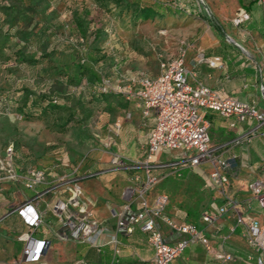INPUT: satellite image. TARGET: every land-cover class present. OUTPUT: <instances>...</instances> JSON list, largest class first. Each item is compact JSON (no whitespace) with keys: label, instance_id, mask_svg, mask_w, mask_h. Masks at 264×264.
<instances>
[{"label":"crops","instance_id":"crops-1","mask_svg":"<svg viewBox=\"0 0 264 264\" xmlns=\"http://www.w3.org/2000/svg\"><path fill=\"white\" fill-rule=\"evenodd\" d=\"M152 1L170 5L165 0ZM216 1L182 0V41L173 48L169 46L166 51L172 53L173 58L182 50L184 63L196 73V81L209 86L221 97L246 102L264 113V74L259 70L260 66L264 70V6L256 0H232L231 11L242 7L249 13L247 20L235 25L226 16L228 13L223 9V1ZM204 3L210 8V13L202 12ZM225 34L238 46L229 42ZM119 36L120 39L116 37L106 42L111 54L110 63L100 65L107 78L115 84H126L140 74L155 77L161 73L160 62L170 57L156 53L152 47L147 46V42L143 45L135 42L134 45L132 40L128 42L122 35ZM199 54L215 61L217 65L211 66L205 60L198 62ZM189 79L193 81L192 78ZM136 87L133 84V88ZM89 90L87 89L88 93ZM102 104V107L100 105L95 110L94 120L70 124L66 130L68 133L70 126L79 125L84 132L95 129L98 131L96 140L100 146L90 148L87 153L72 150L70 154L60 153L56 158L44 156L40 161L35 160L33 165L30 153L27 156L16 153L13 166L17 172L24 174L30 168L40 167L45 171V181L29 189L21 181L0 180V262H11L22 257L24 241L19 236L29 231L34 238L49 242L41 264H151L154 251L147 241V234L137 227L130 234L119 231L118 216L112 214V210L122 212L123 205L127 202L124 190L143 181L144 171L142 168L112 166L111 154L105 144L109 142L113 152L139 161L143 157V147L154 125V118L142 116L141 109L134 101H126L120 95L109 97ZM201 114L209 122L210 145L217 155L234 161L227 169L230 182L226 193L245 203L246 216L258 218L264 224V211L251 198L247 187L258 176L259 164L264 158V123L254 119L237 121L234 116L223 117L210 110H202ZM114 122L120 123L117 131L112 130ZM45 127L46 124L43 128L48 131ZM70 134L68 133L69 136ZM245 134L249 136L247 140L237 143L236 139ZM69 143L74 144L73 141ZM178 161L175 158L170 162H163L161 164L165 166L157 167L153 172L161 176L167 175L169 172L164 171L165 168L173 167L172 164ZM199 169L200 167H186L181 171V177L186 176L188 170L201 173L205 171L204 183L197 177V182H193L194 187L188 190L190 199L188 198L187 204H182L180 195L174 197L176 184L173 183L174 187L170 183L172 186L162 191H148L146 199L152 202L157 194H167L165 211L172 220L195 223L215 249L231 252L239 258L236 262L224 264H245L250 255L251 262L255 263V255L241 236V226H237L235 233L223 240L228 228L235 224L234 217H224L213 225L201 222V213L216 210L224 199L207 180L209 166H203L204 171ZM74 178L81 185L82 200L90 206L94 219L104 228L97 246L58 237L62 224L51 206L57 199L68 198L70 183L67 181ZM24 202L31 203L41 215V223L35 229L28 227L15 211ZM135 207L136 204H132V208ZM159 226L171 243L172 238L178 237L162 222H159ZM170 264H219V261L203 244L197 242L186 246Z\"/></svg>","mask_w":264,"mask_h":264},{"label":"built area","instance_id":"built-area-1","mask_svg":"<svg viewBox=\"0 0 264 264\" xmlns=\"http://www.w3.org/2000/svg\"><path fill=\"white\" fill-rule=\"evenodd\" d=\"M256 1L264 6V0ZM248 18V11L241 7L237 10L233 23L239 25ZM197 60L198 62L205 60L211 66L217 65L215 61L204 58L202 54L198 55ZM160 67L161 73L157 76L140 74L126 84H115L107 77L102 78V91L120 94L127 101H134L141 109L142 116L154 118V125L148 134L140 161L125 158L113 152L111 143L105 144V148L109 149L111 154L112 166L142 168L145 174L143 181L124 190L127 202L123 205L122 212L117 213L116 210H112V214L118 216V230L130 234L137 227L147 234V241L154 251L151 264H170L186 246L197 242L203 244L219 264L238 261L239 258L231 252L215 249L203 230L195 223L172 220L165 211L168 204L167 194L156 195L152 202L146 199L145 194L162 178L161 175L154 174V169L165 166L155 164L153 156L159 150L178 149L181 154L177 157L179 161L172 164L173 173L181 176L183 168L209 166L207 180L224 199L216 210L202 212L201 222L213 225L224 217H234L235 224L228 228L223 240L232 236L237 226H241V236L256 259L255 263H252V255H250L245 264H264V224L258 218L246 216L245 203L226 193V187L230 182L227 169L234 164V161L218 156L210 145L209 122L201 111H214L223 117L234 116L237 121L254 119L259 123H264V113L246 102L223 98L209 86L196 81V73L184 63L182 50L178 56L162 60ZM259 70L264 74L261 66ZM133 84L137 87L133 88ZM119 127L120 123L114 122L112 130L117 131ZM248 137L247 134L242 135L236 139V142H243ZM12 153L8 146L5 157H0V180L21 181L29 189L45 181L43 169L30 168L24 174L17 172L12 164ZM258 171V176L251 180L247 187L251 198L255 199L258 207L264 211V158L259 164ZM67 182L70 183L68 198L57 199L51 206L53 213L62 224V231L58 237L97 246L104 228L94 219L90 206L82 200V190L77 179ZM132 204H136V207L132 208ZM15 211L31 229L40 225L41 215L31 203L24 202L17 206ZM159 222L165 224L172 233L177 234V238L171 239L172 243L162 233ZM19 239L24 241L22 257L0 264H41L44 250L49 242L34 238L29 231L20 234Z\"/></svg>","mask_w":264,"mask_h":264},{"label":"trees","instance_id":"trees-1","mask_svg":"<svg viewBox=\"0 0 264 264\" xmlns=\"http://www.w3.org/2000/svg\"><path fill=\"white\" fill-rule=\"evenodd\" d=\"M55 0H0V59L12 58L15 62L28 64L36 68L48 61L43 68L52 82L61 88L50 92L48 87L35 90L23 86L19 90L4 97V106L12 108L24 115H37V119H49L46 127L56 132H66L68 125L81 124L95 118V110L100 104L120 95L101 90L102 78L107 77L103 72V63H110L111 54L106 47L108 28L106 22L95 19L88 20L84 13L78 10L70 11L68 35L58 34L65 24L59 20L57 9L51 3ZM100 10L109 5L118 8L120 13L130 15L133 23L154 22L157 26L169 20L178 24L183 19L182 8L164 5L152 0H96ZM105 11V10H104ZM104 18V16H103ZM58 19V20H57ZM105 19V18H104ZM58 21L55 23L54 21ZM96 23V26L93 25ZM14 36L16 41H10ZM55 38L62 47H50L48 38ZM32 42L30 46L20 44ZM9 49L11 57L6 54ZM101 64V65H100ZM87 89H90L89 93ZM87 92V94H85ZM125 99L122 95H120ZM126 100V99H125ZM10 101L11 104H8ZM127 101V100H126ZM9 107V106H7ZM5 110L6 107H3ZM4 146L1 158L5 157ZM16 153H12V164L16 161ZM35 164V160H30ZM41 169L40 167H34ZM1 175V172H0Z\"/></svg>","mask_w":264,"mask_h":264},{"label":"rangeland","instance_id":"rangeland-1","mask_svg":"<svg viewBox=\"0 0 264 264\" xmlns=\"http://www.w3.org/2000/svg\"><path fill=\"white\" fill-rule=\"evenodd\" d=\"M165 1L166 3H169L170 6L182 8V0ZM220 1H223L224 3L223 9L228 13L226 16L233 22V18L238 9L236 8L233 11L230 10L232 8V4H230L232 3V0H217L216 2ZM53 6L58 12L59 20H57L59 22L61 20L65 24V27L60 28L58 32V34H61L63 37L70 32V29L67 28V23L70 21V11L76 9L81 14L85 12V16L88 20L95 19L97 25H99L100 21L104 20L106 22L105 26L108 28V34L105 35V42L113 40V38L116 37L120 39V34L122 35V38L128 42L132 40L134 45L135 42H140L142 45L147 42V46L152 47L156 53L161 54L166 58H171L173 54L166 50L169 49V46H171L170 48H173L176 44L181 43L180 40L182 41V20L176 25L168 20L162 23L163 26H157L154 22L133 23L129 21L130 15L125 12L120 13L119 9L113 7V5H109L107 9H104L105 11L102 9L100 10L99 3H97L96 0H55V2L53 1L51 3V7ZM201 9L204 13H210V8L205 3L204 7H201ZM58 21L55 20L54 22L57 23ZM95 26L96 23L93 27ZM17 40L18 39L14 36L10 38L11 42H18ZM45 40H48L50 47L61 48L63 45L53 37ZM20 44L30 46L31 48L33 47L31 45L32 42L26 44L20 42ZM34 49H36V47ZM6 54L8 57H11L10 55H12L9 49H6ZM47 65L48 61L45 60L34 69L29 67L28 64L17 63L12 58L8 60L5 58L0 59V155L3 154L4 146L7 144H9L11 152H18L19 156H27L30 153V156L33 157L32 160L36 161H40L44 156L56 158L60 153L70 154V151L72 150H80L82 153H87L86 151H89L90 148L99 145V142L96 140L98 131L95 129L91 132L88 130L84 132L80 129V125L76 127L70 126L69 128L71 130L68 131V133H71L70 136L67 132L57 134V132L47 129L46 127L45 128L48 131H45L43 126L47 121H50V117L46 120L37 119L35 117L37 115L31 116L28 114H20L19 112H16L12 106H4V97L8 98L7 94H12V92L19 90V88L23 86H29L33 89L36 88L35 90L48 87L51 93L52 90L61 88L56 82H52L51 77L47 76L46 72L43 71V68ZM7 102L8 104H11L10 101ZM100 105L101 107L103 106L102 103ZM3 107H6L7 109L5 110ZM68 137H70V139ZM209 138L211 141L210 135ZM63 139L64 141H62ZM69 141H73L74 144H70ZM61 146L63 147V150L61 149ZM180 154L181 151L178 149L170 151L159 150L153 156V162L155 164L170 162L179 157ZM4 162H6V160ZM171 168L173 167L167 166L165 168L164 171L169 173L162 176L161 180L151 187L149 193H154L160 190L162 191V189L176 184L175 187L177 194L175 193L174 197L177 198L178 195H180L182 197V204H187L188 198L190 197L188 190L194 187L195 183L193 182H197V177L200 178L202 183L205 181V171L203 166L200 167V169H203L202 171H204V173L188 170L189 172L186 173V176L182 177L175 175ZM170 183L173 184L171 185ZM170 197L172 198V196ZM171 198L170 202L172 203Z\"/></svg>","mask_w":264,"mask_h":264},{"label":"water","instance_id":"water-1","mask_svg":"<svg viewBox=\"0 0 264 264\" xmlns=\"http://www.w3.org/2000/svg\"><path fill=\"white\" fill-rule=\"evenodd\" d=\"M225 38L229 41V42H232L234 43L235 45L238 46V44L228 35V34H225Z\"/></svg>","mask_w":264,"mask_h":264}]
</instances>
